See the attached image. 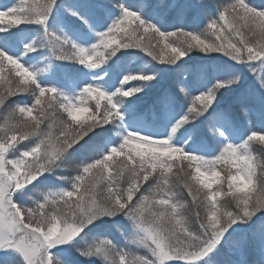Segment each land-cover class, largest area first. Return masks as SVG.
Returning <instances> with one entry per match:
<instances>
[{
    "label": "snow or ice",
    "instance_id": "1",
    "mask_svg": "<svg viewBox=\"0 0 264 264\" xmlns=\"http://www.w3.org/2000/svg\"><path fill=\"white\" fill-rule=\"evenodd\" d=\"M0 264H264V0L0 3Z\"/></svg>",
    "mask_w": 264,
    "mask_h": 264
},
{
    "label": "trees",
    "instance_id": "2",
    "mask_svg": "<svg viewBox=\"0 0 264 264\" xmlns=\"http://www.w3.org/2000/svg\"><path fill=\"white\" fill-rule=\"evenodd\" d=\"M9 99H11V100H13V101H15V102H17V103H19V104H23V103H25V102H29V100H30V98L29 97H27V96H25V95H23V94H21L20 96H18V97H10ZM92 103H94V101H92ZM34 114H35V112H34ZM258 147V146H257ZM221 199H223V198H221ZM253 259H254V257H252Z\"/></svg>",
    "mask_w": 264,
    "mask_h": 264
},
{
    "label": "rangeland",
    "instance_id": "3",
    "mask_svg": "<svg viewBox=\"0 0 264 264\" xmlns=\"http://www.w3.org/2000/svg\"><path fill=\"white\" fill-rule=\"evenodd\" d=\"M2 2H8V0H0V3H2ZM258 145H255L254 144V147H257ZM226 187V186H225Z\"/></svg>",
    "mask_w": 264,
    "mask_h": 264
}]
</instances>
